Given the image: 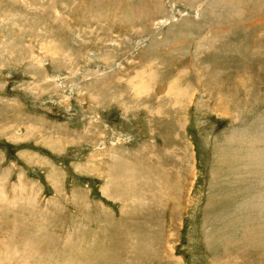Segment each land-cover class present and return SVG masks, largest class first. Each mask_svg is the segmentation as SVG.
I'll use <instances>...</instances> for the list:
<instances>
[{"label":"rangeland","instance_id":"rangeland-1","mask_svg":"<svg viewBox=\"0 0 264 264\" xmlns=\"http://www.w3.org/2000/svg\"><path fill=\"white\" fill-rule=\"evenodd\" d=\"M0 264H264V0H0Z\"/></svg>","mask_w":264,"mask_h":264},{"label":"flooded vegetation","instance_id":"flooded-vegetation-1","mask_svg":"<svg viewBox=\"0 0 264 264\" xmlns=\"http://www.w3.org/2000/svg\"><path fill=\"white\" fill-rule=\"evenodd\" d=\"M95 102L97 103H102V99L105 100L106 98L103 97V95L98 94V97L95 96L94 98ZM112 149V148H111ZM110 153L112 154L113 158H114V164L109 165V166H104L102 165V163H98V157H96V159H94L95 157H90V159L86 162V165L84 167H81L78 171L83 172L85 174H90V173H97L98 175H100L101 177H107L110 174V166H112V169H117V167L122 163H124L126 166L130 165L129 159L126 158V153H124L123 151H119L117 150V148L113 149L112 151H110ZM116 154H120V155H116ZM103 155L101 154L99 159L102 160L103 159ZM96 164V166H95ZM100 166H101V170H100ZM91 169V172L88 170L82 171L84 169ZM115 194V193H114ZM104 195V194H103ZM116 195V194H115Z\"/></svg>","mask_w":264,"mask_h":264},{"label":"crops","instance_id":"crops-1","mask_svg":"<svg viewBox=\"0 0 264 264\" xmlns=\"http://www.w3.org/2000/svg\"><path fill=\"white\" fill-rule=\"evenodd\" d=\"M116 155H119V154H116ZM126 167H130V165H127Z\"/></svg>","mask_w":264,"mask_h":264}]
</instances>
